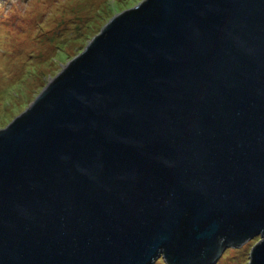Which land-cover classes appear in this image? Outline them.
<instances>
[{"label": "water", "instance_id": "obj_1", "mask_svg": "<svg viewBox=\"0 0 264 264\" xmlns=\"http://www.w3.org/2000/svg\"><path fill=\"white\" fill-rule=\"evenodd\" d=\"M259 236L264 0H138L0 130V264H214Z\"/></svg>", "mask_w": 264, "mask_h": 264}, {"label": "rangeland", "instance_id": "obj_2", "mask_svg": "<svg viewBox=\"0 0 264 264\" xmlns=\"http://www.w3.org/2000/svg\"><path fill=\"white\" fill-rule=\"evenodd\" d=\"M138 0H0V130L24 113L106 24ZM255 236L214 264H249ZM154 264H166L159 258Z\"/></svg>", "mask_w": 264, "mask_h": 264}]
</instances>
